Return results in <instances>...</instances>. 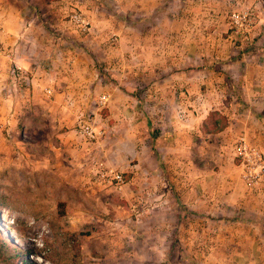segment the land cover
Instances as JSON below:
<instances>
[{"label": "crops", "instance_id": "obj_1", "mask_svg": "<svg viewBox=\"0 0 264 264\" xmlns=\"http://www.w3.org/2000/svg\"><path fill=\"white\" fill-rule=\"evenodd\" d=\"M245 9L250 40L231 25ZM0 26L3 164L66 188L97 160L125 172L69 220L113 224L132 264H264V182L248 187L233 152L245 138L264 154V0H0ZM91 116L96 142L78 131ZM213 118L226 126L208 133Z\"/></svg>", "mask_w": 264, "mask_h": 264}, {"label": "rangeland", "instance_id": "obj_2", "mask_svg": "<svg viewBox=\"0 0 264 264\" xmlns=\"http://www.w3.org/2000/svg\"><path fill=\"white\" fill-rule=\"evenodd\" d=\"M28 170L16 165L11 170L0 161V264H118L119 249L130 254L127 262L132 264V242L120 248L113 224L70 223L71 212L95 214L89 210L96 203L91 194L99 193L97 184L103 186L92 174L81 181L74 177L66 188L54 173L33 175ZM155 184L164 188L166 183L159 179ZM14 247L18 257L11 251Z\"/></svg>", "mask_w": 264, "mask_h": 264}, {"label": "built area", "instance_id": "obj_3", "mask_svg": "<svg viewBox=\"0 0 264 264\" xmlns=\"http://www.w3.org/2000/svg\"><path fill=\"white\" fill-rule=\"evenodd\" d=\"M70 17L81 33L85 35L90 33L91 25L81 13L75 12ZM256 23L257 19L252 9L237 11L231 16V25L236 32L235 35H241L243 38L248 37L249 40ZM2 31L3 29L0 26V34ZM4 51L0 46V54H4ZM14 73L17 77L28 78V73L17 65ZM108 101V95L99 97V111L106 108ZM96 121V116H91L90 119L82 123L79 127L78 131L80 135L87 141L96 142L105 135L104 131L96 129ZM233 152L236 158L240 160V166L242 168L241 178L244 183L250 188L260 186L264 182V154L259 147L250 144L245 138H240L233 144ZM92 178H94V182L99 183L101 186L112 188L116 191H121L128 182L124 172L105 160H97L95 162ZM134 213L137 216L142 215V212L139 210L134 209Z\"/></svg>", "mask_w": 264, "mask_h": 264}, {"label": "trees", "instance_id": "obj_4", "mask_svg": "<svg viewBox=\"0 0 264 264\" xmlns=\"http://www.w3.org/2000/svg\"><path fill=\"white\" fill-rule=\"evenodd\" d=\"M219 121L221 122V119L218 118V119H212V124L214 123V125L212 127H209L207 126V123L205 125V131L208 132V133H213V132H218L220 130H222L225 126H226V123L225 121L223 123H219ZM220 124V125H218ZM18 248L17 247H14V248H11V251L13 252L14 256L18 257L20 254V252L17 250ZM0 250H2V247H0Z\"/></svg>", "mask_w": 264, "mask_h": 264}, {"label": "bare ground", "instance_id": "obj_5", "mask_svg": "<svg viewBox=\"0 0 264 264\" xmlns=\"http://www.w3.org/2000/svg\"><path fill=\"white\" fill-rule=\"evenodd\" d=\"M5 219V218H4Z\"/></svg>", "mask_w": 264, "mask_h": 264}]
</instances>
